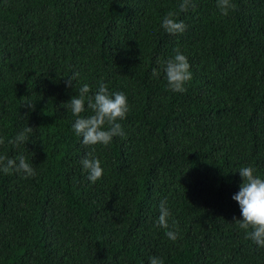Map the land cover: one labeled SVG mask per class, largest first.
Instances as JSON below:
<instances>
[{
    "label": "trees",
    "instance_id": "1",
    "mask_svg": "<svg viewBox=\"0 0 264 264\" xmlns=\"http://www.w3.org/2000/svg\"><path fill=\"white\" fill-rule=\"evenodd\" d=\"M179 2L0 0V155L23 154L36 172H0V264H264L233 219L238 170L264 178V0H232L227 17L195 0L173 36L161 23ZM177 47L191 65L184 93L158 63ZM100 81L131 110L124 137L94 146L104 174L93 184L80 164L92 147L64 104ZM28 126V144L9 143ZM162 200L177 241L156 224Z\"/></svg>",
    "mask_w": 264,
    "mask_h": 264
},
{
    "label": "clouds",
    "instance_id": "2",
    "mask_svg": "<svg viewBox=\"0 0 264 264\" xmlns=\"http://www.w3.org/2000/svg\"><path fill=\"white\" fill-rule=\"evenodd\" d=\"M216 7L222 16L227 17L230 11L235 10L232 0H217ZM195 11V0H180L177 11H169L162 19L161 27L169 35H179L186 31V25L177 17L180 13ZM174 55L166 60L158 61L162 65L166 74L169 89L173 92L184 93L187 91L186 85L192 80L191 65L188 58L179 47L174 49ZM153 76L159 77L156 68L152 70ZM79 77V72L66 78L67 87H73L74 81ZM88 84H83L79 88L78 95L73 96L66 104V108L76 117L73 124V131L77 137L82 138L85 146H91L89 151L80 161L88 179L93 184L103 177L104 169L99 158L93 155L96 145L107 148L115 137H124L121 121L127 119L130 112V105L127 96L123 92H110L109 87L100 81L94 94ZM24 107L30 111H35L36 103L26 101ZM86 111L91 114L82 115ZM32 127H26L19 132L9 143L16 147L28 144ZM4 139L0 137V145L4 144ZM0 172L4 174L19 173L25 178L36 175L35 169L23 155L9 158L7 155H0ZM238 172L242 177V184L238 193L233 195V199L238 202L243 219L233 218L239 229L245 232V238L264 248V178L256 174V169L251 166H242ZM159 217L156 221L158 227L165 230V236L171 241H177L179 229L177 221L169 223L171 212L167 207V201L162 200L159 206ZM150 264H163V260L158 257H151Z\"/></svg>",
    "mask_w": 264,
    "mask_h": 264
}]
</instances>
